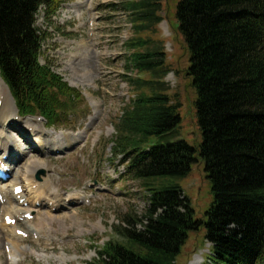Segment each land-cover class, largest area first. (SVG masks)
<instances>
[{
  "label": "trees",
  "instance_id": "obj_1",
  "mask_svg": "<svg viewBox=\"0 0 264 264\" xmlns=\"http://www.w3.org/2000/svg\"><path fill=\"white\" fill-rule=\"evenodd\" d=\"M73 0H0V75L23 116H43L52 128L75 111L79 98L40 57L48 20ZM170 0H123L132 37L126 42L125 83L131 103L117 123L112 149L133 181L149 193L138 223L128 220L119 239L97 248L87 264H179L190 232L206 230L213 264H264V0H181L176 9L189 67L176 71L160 26ZM116 6V7H117ZM181 70V69H180ZM184 73L197 92L200 147L161 140L181 125L179 96L166 79ZM205 163L213 202L197 220L177 184Z\"/></svg>",
  "mask_w": 264,
  "mask_h": 264
},
{
  "label": "rangeland",
  "instance_id": "obj_2",
  "mask_svg": "<svg viewBox=\"0 0 264 264\" xmlns=\"http://www.w3.org/2000/svg\"><path fill=\"white\" fill-rule=\"evenodd\" d=\"M122 1L74 0L72 4H65L52 20L47 19L44 11H40L36 17L37 28L46 35L41 64L50 67L68 85L71 86L70 81L75 82L77 87H71L79 94L75 111L62 114L58 133L56 130L45 129L46 122L43 121L42 126L46 130L44 134L55 136L64 132L75 138L84 133L82 140L64 154L50 158H47L50 155H44L47 158L48 172L43 176L49 178L50 188L53 190L66 194L65 196L81 195L86 203L59 213L57 221L48 223L45 229L40 228L44 231V236H40L39 240L31 236L28 241L21 242L19 250L23 252H19H25L24 254L16 253L17 250L14 252L8 241L1 242L0 255L5 259L3 264H10L8 259L11 257L7 248L11 247L14 259L18 258V264L91 263L98 258L97 248L110 241L120 240L117 230L122 226L126 227L128 220H134L138 223L137 228L142 229L140 221L149 206V193L140 182L132 180L127 160L123 156L117 158L112 149V141L117 136V123L132 98V91L124 81L128 56L125 44L132 37V26L128 15L120 5L117 6ZM179 1L181 0H170L165 7V21L160 29L174 69L177 67L176 71L184 72L189 67L190 56L176 17ZM78 3H81L80 16L76 12H67L68 5ZM91 22L93 28L89 29ZM166 81L171 93L179 96L182 123L161 143L186 142L200 147L204 137L197 115L196 89L191 86V81L184 73L177 76L172 72ZM5 87L0 78V110L4 99L2 94L5 93L6 97L10 94ZM10 97L12 98L11 94ZM13 105L15 106L14 100ZM14 110L19 115L16 106ZM18 115L13 124L36 121L34 116L19 118ZM13 124L0 122V129L13 133L16 129ZM20 126L25 131L24 125ZM20 144L26 148L30 146ZM14 145L16 147L18 144ZM0 148L2 151L8 149L10 153L13 145L8 144L5 149L0 144ZM29 160L30 158H26L19 161L13 181L18 180L24 184L21 176L25 174ZM172 184L181 187L191 203L195 218L204 220L213 202L212 183L207 178L205 163L201 161L199 165H194L186 178L166 177L159 180V186ZM36 210L35 208L34 211ZM3 215L2 213L0 223H3ZM55 215L56 213L40 208L33 222L19 226L32 232L35 229L37 231L43 223L39 220ZM0 231V237L4 236L6 231ZM6 234L11 240V232ZM205 237V229L189 233V239L178 257L179 264H191L196 256L202 257L203 264H206L211 245Z\"/></svg>",
  "mask_w": 264,
  "mask_h": 264
},
{
  "label": "bare ground",
  "instance_id": "obj_3",
  "mask_svg": "<svg viewBox=\"0 0 264 264\" xmlns=\"http://www.w3.org/2000/svg\"><path fill=\"white\" fill-rule=\"evenodd\" d=\"M80 7H81V3H78L76 5L74 4V6H67L66 10H67V12H76V14L80 16V10H79ZM70 83H71L72 87H77L75 82L70 81ZM7 93H8V91H7ZM2 95H4V93ZM11 99L12 98L10 97V94L7 95V97L5 96V99H4L3 104H2V108L0 110V122H2L3 124H7L8 122H10V124H13L12 122L15 121V118L18 115L13 108L14 107L13 100H11ZM96 107H98V106H96ZM96 114H98V113H96ZM31 121H32V119H31ZM16 124H17V129H15V131L13 133L8 132L7 130L2 129V128L0 129V144H1V147L3 148L6 145L12 143L13 147L15 149L14 144L17 143L19 145L18 142L20 139L21 142H25V143L27 142L30 144V141H31V143L32 142L35 143L36 144L35 147H38L41 151L38 153L36 151V148H34V145H33V146H31V148L29 150H25V149L23 151L22 150H18V151L13 150V153H17L16 154L17 156L22 155L23 160L26 158H30L29 166L25 170V174L21 176V179L25 185V191L30 190L29 194H32V193L36 194V197H37L36 199L38 201L43 200L40 203L47 204V206H48L49 202L46 199H50V202H53L57 207L58 212L56 213L55 216H48L47 219L44 218L42 220H39L40 222H43V223L40 224L39 228L37 229L38 232H35V233H39V236H44V231H42L41 229H45L48 226V223L57 221L59 218L56 216H58L59 213H63V210L70 209L69 205H67V203H66L67 202L66 200L67 199H71V201L72 200L73 201L79 200L78 198H75L73 196H68L64 200V197L58 191L51 190L49 178L47 179L42 175V172L44 173V175L48 172L47 171L48 165H47L46 159L50 158L51 156L55 155L58 152H62V151L66 152L73 145H75L76 143H78L82 140L84 133L81 134L80 136L75 137V138L73 136H70L69 134L64 133V132H61L59 134H56L55 136H52L48 133L44 134L45 133L44 127L42 125L37 124L36 121L35 122H33V121L32 122H30V121L29 122H20V123H16ZM21 124L24 125L23 127H24L25 131H23L22 126H20ZM25 132L27 134H25ZM13 153L12 152L10 153L9 161H8L9 163L12 164V168H13L12 174H14V172H16V170L18 169V165H19V161H17V157L12 156ZM4 155H7V154H2L1 149H0V157L4 156ZM44 155H50V156H48L47 158H44ZM32 156H34V157H32ZM38 177H40L41 180L44 181V184H41L42 183V182H40L41 180H39V181L36 180V179H38ZM11 184H14L16 186H20V183L18 180H14ZM37 185H39L38 190L40 192H38V191L36 192L34 190V188L37 187ZM6 188H9V186ZM3 189H4V187H3ZM23 197H25V192L23 194ZM38 201H37V203H38ZM37 203H35V205ZM35 208L36 207L34 205L29 209L22 208V207H20L18 202H16L13 199V197H11L5 205L0 203V215L4 211V213H6L4 215V218L6 215H13L16 217V216H21L20 213L23 211H25L26 213H30L31 211H34ZM48 212L52 213V210L48 209ZM26 223H28V222H26ZM0 227H1L0 230L6 231L5 235L0 237V244H1V242L3 243V241L6 240L9 243H11V245L14 249V252H15V250H17L16 253L23 252V250H21V251L19 250L20 249L19 243L22 242V240H21L22 238L17 237L14 228L7 227L6 224L4 223V221H3V224L0 225ZM7 232H11V234H10L11 240H9L10 238H9V235L6 234ZM19 240H21V241L19 242ZM46 249H48V248H46ZM24 253H20V254H24ZM13 256H14V254L11 256L12 261L10 262V264H17V260H15L14 259L15 257H13ZM2 257L3 256L0 255V264H3V261L5 260V259L3 260ZM66 262L70 263L68 261H66ZM191 264H203L202 257L196 256L194 262H192Z\"/></svg>",
  "mask_w": 264,
  "mask_h": 264
}]
</instances>
